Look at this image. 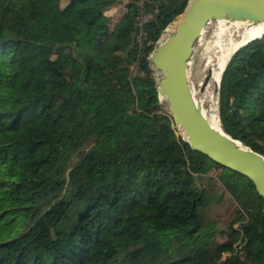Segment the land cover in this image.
Returning a JSON list of instances; mask_svg holds the SVG:
<instances>
[{
    "label": "trees",
    "instance_id": "obj_1",
    "mask_svg": "<svg viewBox=\"0 0 264 264\" xmlns=\"http://www.w3.org/2000/svg\"><path fill=\"white\" fill-rule=\"evenodd\" d=\"M189 2L0 0V264H264V199L159 98L151 55ZM220 86L223 131L264 156V36ZM213 169L239 206L220 245L199 185Z\"/></svg>",
    "mask_w": 264,
    "mask_h": 264
},
{
    "label": "water",
    "instance_id": "obj_2",
    "mask_svg": "<svg viewBox=\"0 0 264 264\" xmlns=\"http://www.w3.org/2000/svg\"><path fill=\"white\" fill-rule=\"evenodd\" d=\"M180 17L184 18L176 31L168 33L170 25L163 35L167 38L151 55L160 74L159 98L166 100L176 126L188 136L184 140L194 151L251 180L264 199V156L234 140L221 125L217 130L210 124L194 99L189 78L195 46L208 25L222 20L264 24V0H190Z\"/></svg>",
    "mask_w": 264,
    "mask_h": 264
},
{
    "label": "rangeland",
    "instance_id": "obj_3",
    "mask_svg": "<svg viewBox=\"0 0 264 264\" xmlns=\"http://www.w3.org/2000/svg\"><path fill=\"white\" fill-rule=\"evenodd\" d=\"M66 2L62 4L64 7ZM126 12L125 5L114 7L108 10L107 15L113 19V25H116L123 15ZM148 19L146 14H142L141 22H145ZM182 18H178L175 23L169 28V31H172L173 27L176 26ZM164 35V34H163ZM216 35V24L211 23L208 25L204 33L202 34L200 40L195 46V51L190 63V82L192 86V91L198 93L205 81V74L207 73V56L209 51L213 48L214 40ZM165 40V36H162L161 42ZM160 42V43H161ZM156 71V70H155ZM157 72V71H156ZM158 80L160 79V74L157 72ZM220 88V86H219ZM219 98L217 94V116L220 118V107H219ZM169 110V106L166 101L164 102ZM206 112H210L211 106L209 104L204 106ZM220 122V121H219ZM180 135L185 137L184 132L179 129ZM79 161V156L77 155L73 164H77ZM222 170L213 169L212 172L199 181V185L206 191L209 197V205L203 210V215L206 221V224L211 226L212 233L215 236V243L217 245L224 244L229 240V232L231 226H234L235 229H239V225L235 222L239 218V206L235 201L232 194L221 182ZM237 250H240V247L237 245ZM229 254L225 255V258Z\"/></svg>",
    "mask_w": 264,
    "mask_h": 264
},
{
    "label": "bare ground",
    "instance_id": "obj_4",
    "mask_svg": "<svg viewBox=\"0 0 264 264\" xmlns=\"http://www.w3.org/2000/svg\"><path fill=\"white\" fill-rule=\"evenodd\" d=\"M182 18L179 23L183 20ZM179 23L173 27L172 31H176ZM216 35L213 48L207 56V73L201 90L198 93L192 94L196 102L202 106L204 115L210 124L217 130L220 129V118L217 116V94L221 84L223 74L231 60V58L249 42L254 41L264 36V24L254 25L248 22H232V21H217ZM211 24V23H210ZM209 24V25H210ZM167 34L165 35V39ZM190 78V73H189ZM221 87V86H220ZM192 88V86H191ZM166 100L163 99V102ZM211 106L210 112H206L204 106ZM182 130V129H181ZM183 131V130H182ZM185 134V133H184ZM186 135V134H185ZM188 140V136H185Z\"/></svg>",
    "mask_w": 264,
    "mask_h": 264
}]
</instances>
